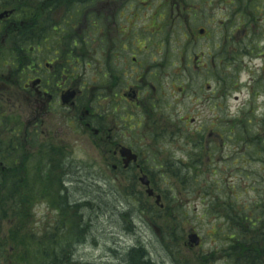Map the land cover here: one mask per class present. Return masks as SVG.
Segmentation results:
<instances>
[{
	"label": "rangeland",
	"instance_id": "1",
	"mask_svg": "<svg viewBox=\"0 0 264 264\" xmlns=\"http://www.w3.org/2000/svg\"><path fill=\"white\" fill-rule=\"evenodd\" d=\"M219 1L193 0L199 11H187L180 27L177 21L167 23L166 19L155 24L158 44L151 51L160 52L155 54L160 81L154 112L163 114L165 121L156 126L152 137L148 135L152 125H146L142 143L147 154L138 151L139 158L129 169L118 165L113 171L110 157L99 154L94 140H86L78 132L63 140H46L31 128L25 136V128L35 117L32 110L3 103L11 123L4 125L5 150H20L14 175L33 171L39 163L41 172L47 174L45 162L50 158L54 163L51 179L46 185L41 181L44 197L38 198L29 213L24 212V205L19 206V190H11L7 200L10 218L0 220V264H21L13 256L22 253L15 255L10 246L13 229L19 238L40 237L31 243L32 247L40 245V252L46 250L43 247L64 251V255L67 252L69 264L228 263L220 255L229 245L224 235L228 224L221 217L232 211L235 220L236 213L246 209L247 215L253 213L257 218L264 206V53L257 49L264 47V0ZM58 2L53 0L51 5ZM147 6L154 10L156 3ZM145 24L140 21V26ZM252 50L255 56L250 58ZM202 103L210 111L200 116L194 113L192 124L185 115ZM237 125L245 128L243 135L235 132ZM136 126V119L129 116L118 122V129L127 133L125 137L133 145L138 140L136 133L144 127L129 130ZM209 131L221 136L219 149L206 153L204 147L191 145ZM136 163L160 196L161 208L145 195ZM9 182L0 181V186L10 188ZM20 214L23 226L13 219ZM75 219L78 225L73 227ZM248 230L246 252L255 244L256 230ZM191 233L200 237L198 247L187 243ZM132 249H141L143 255L127 259ZM235 250L230 252V264H254L253 257L238 260L242 255ZM27 264L39 262L28 258Z\"/></svg>",
	"mask_w": 264,
	"mask_h": 264
},
{
	"label": "flooded vegetation",
	"instance_id": "2",
	"mask_svg": "<svg viewBox=\"0 0 264 264\" xmlns=\"http://www.w3.org/2000/svg\"><path fill=\"white\" fill-rule=\"evenodd\" d=\"M142 1L59 0L52 6L53 0H0V108L6 104L32 110L35 117L25 128V136L31 128L46 140H63L78 132L86 140H94L99 154L110 157L113 171L122 167L121 148L130 149L137 160L138 151L147 154L143 130L152 125L150 136L165 121L163 114L154 112L160 81L155 61L160 52L151 51L158 44L155 24L166 19L167 23L177 21L180 27L187 11L199 10L193 7V0ZM153 2L154 10L146 7ZM141 20L147 22L145 27L140 26ZM257 49L264 53V47ZM248 55L255 56L253 50ZM262 57L264 60V54ZM204 111L210 109L202 103L185 117L193 124V114L200 116ZM128 116L138 125L129 130L144 126L136 133L134 145L118 129V122ZM220 139L209 131L191 145L215 152ZM135 166L144 174L140 165ZM261 217L264 219V206ZM254 219L251 213V226ZM249 252L252 258L251 244ZM261 252L264 260V250Z\"/></svg>",
	"mask_w": 264,
	"mask_h": 264
},
{
	"label": "trees",
	"instance_id": "3",
	"mask_svg": "<svg viewBox=\"0 0 264 264\" xmlns=\"http://www.w3.org/2000/svg\"><path fill=\"white\" fill-rule=\"evenodd\" d=\"M9 116L2 114L0 112V181H10L11 183L10 188L4 186L2 184L0 186V220L1 219H7L10 218L8 215V203L7 200L10 197L11 190H19L17 191V195L19 197V206L22 209V206L24 205L25 211L29 213L32 206L34 205L35 202H37L38 198L44 197L45 190L43 184L41 181L45 182V185L48 183V180L51 179V174H53V169H52V161H50V158L45 162L47 165L48 173L44 174L40 170L41 163L38 164V167L35 168V170L32 171V169L25 171L24 174L20 176L14 175L17 172V169H15V162L14 161L17 158V153L20 151L18 150L17 153H11L10 150L7 152L5 150V142L3 141L7 137H5L6 134V128L5 126L11 125L9 122ZM5 125V126H4ZM10 127H8L9 130ZM11 129V128H10ZM18 130V128H17ZM13 131V129H12ZM245 131V128L242 126L237 125L235 126V132L238 135H243ZM228 133H231V130H228ZM3 134V137H2ZM14 138L15 136L12 135ZM238 138H242V136H238ZM245 142V138L242 140ZM10 142V141H9ZM10 143L6 144L7 148L9 149ZM39 145L36 146L38 148ZM24 155V154H23ZM38 156V155H37ZM36 156H34L35 158ZM31 159V158H30ZM42 160V157H41ZM52 169V170H51ZM175 176L179 178L181 181H184V178L181 176V174L178 171H175ZM33 183L35 184L33 187ZM25 185V186H24ZM26 190L28 192L27 195H22L21 191ZM47 189V188H46ZM43 192V193H42ZM12 207H17L16 205ZM11 207V208H12ZM75 208H77L75 206ZM243 212L241 213H236V218L235 220L231 219V213L232 211H227L226 214H224L221 218L227 221V229L225 232V239L229 242V245L226 247V249H223L220 252V255H224L226 257V260L228 261L227 264H230L229 261V255L232 249L235 247L238 253H241V257L238 260H246V256L250 257L249 251L246 252L245 245L247 244V238L249 236V228H252L253 230H256L254 233V238L253 241L255 244L253 246V258L254 259V264H263L261 251L264 250V229H263V222L262 217L259 216L255 220V225L250 226V221H249V216L246 214V209L242 210ZM14 213V211H13ZM246 214V215H245ZM22 214H20V217L17 218V216H13V219H16L15 221L18 223L19 226H23L25 220L21 218ZM126 216V215H125ZM22 219V220H20ZM73 227L75 225H78V222L73 220L72 221ZM78 227V226H77ZM78 232L77 229H74V232ZM15 232V229L10 231V246L13 247L14 254L17 255V251H20L22 254L19 257L13 256L15 262H21V264L26 263L28 261V258H33L36 262H39V264H69L68 263V257H67V252L66 255H64V251L61 252H52L49 249L43 247L46 250L39 251L42 248H40V245H34L33 247L31 246V243H37L38 239L40 237H31L27 236L26 237H16L18 234ZM51 236V235H50ZM7 239H5L6 241ZM1 243V240H0ZM3 243V242H2ZM0 249H3L0 247ZM21 249V250H18ZM235 250V251H236ZM39 251V252H38ZM1 253V250H0ZM38 253V254H37ZM54 253L55 255H53ZM24 254V255H23ZM50 254H52V257H49ZM135 254H141L142 250H137V249H132L129 252V255L127 256V259H133ZM27 255V256H26ZM258 255V256H257ZM66 256V257H65ZM255 256V257H254ZM130 257V258H129ZM68 260V261H67ZM60 261V262H59ZM185 263L192 262V260H185ZM251 262V260H250ZM147 264V263H146ZM195 264V263H194ZM236 264V263H235ZM251 264V263H250Z\"/></svg>",
	"mask_w": 264,
	"mask_h": 264
},
{
	"label": "water",
	"instance_id": "4",
	"mask_svg": "<svg viewBox=\"0 0 264 264\" xmlns=\"http://www.w3.org/2000/svg\"><path fill=\"white\" fill-rule=\"evenodd\" d=\"M120 155H121L122 158H124V165H125V167H127L128 163H129L131 160H133V161L136 160V157L133 156L129 150L124 149V148L120 151ZM139 181H140V183H141L143 186L149 187V181H148V179H147L146 176H142V177L139 179ZM146 193H147L148 196H152V195H153V191H152L151 189H149V188L147 189ZM159 201H160V197L157 196V197H156V204H157V205L159 204ZM187 238H188V244H189L191 247H196V246L199 245L200 239H199V237L197 236V234H194V233L189 234Z\"/></svg>",
	"mask_w": 264,
	"mask_h": 264
}]
</instances>
